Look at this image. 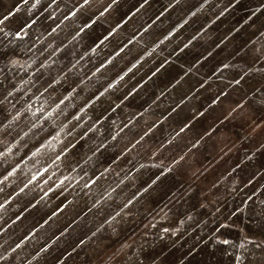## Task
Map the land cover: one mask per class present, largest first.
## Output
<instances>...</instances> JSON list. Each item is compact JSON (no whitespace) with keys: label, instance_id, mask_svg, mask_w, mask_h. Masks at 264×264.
<instances>
[{"label":"rangeland","instance_id":"1","mask_svg":"<svg viewBox=\"0 0 264 264\" xmlns=\"http://www.w3.org/2000/svg\"><path fill=\"white\" fill-rule=\"evenodd\" d=\"M0 264H264V0H0Z\"/></svg>","mask_w":264,"mask_h":264}]
</instances>
